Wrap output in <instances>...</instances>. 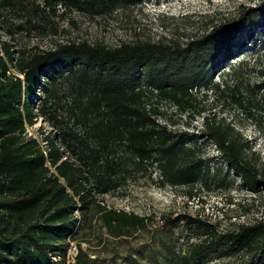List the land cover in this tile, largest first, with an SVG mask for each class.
Segmentation results:
<instances>
[{"label":"trees","instance_id":"trees-1","mask_svg":"<svg viewBox=\"0 0 264 264\" xmlns=\"http://www.w3.org/2000/svg\"><path fill=\"white\" fill-rule=\"evenodd\" d=\"M139 2L0 0V21L11 36L29 28L45 29L57 5L111 15L131 10ZM7 12L21 13V22H9ZM189 17L181 15V19ZM174 19L161 15V25L175 26ZM207 21L209 29L188 36L184 45L176 39L135 40L117 46L71 40L46 50H17L14 56L0 37V264H68L69 242L79 226L76 213L84 216L91 204L114 236L127 227H142L144 216L106 209L92 196L93 191L116 190L133 170L152 169L160 186L187 191L199 183L226 184L231 175L253 192L264 185L259 155L229 121L202 114L201 127L188 132L158 120L163 112L154 102L161 101L180 114L200 115L197 94L205 88L264 127V115L258 112L263 109L264 80L249 79L250 72L264 76V46L256 42L264 6L245 8L219 22ZM230 58L234 59L226 67L231 68V82L213 81L212 72ZM64 72L78 81L71 88L68 106L72 125L48 116L57 78ZM36 91L42 98L38 96L35 104ZM39 116L51 119L57 128L56 133L43 136V146L37 138L26 136L27 126ZM76 126L83 131L77 132ZM197 137L213 143L227 166L225 172H221L222 162L211 165L199 155ZM185 228L195 240L179 261L200 264L211 245L220 241L216 229L198 218L185 220ZM224 243L246 253L249 264H264L263 221L240 224ZM78 247L71 264H90Z\"/></svg>","mask_w":264,"mask_h":264},{"label":"rangeland","instance_id":"rangeland-1","mask_svg":"<svg viewBox=\"0 0 264 264\" xmlns=\"http://www.w3.org/2000/svg\"><path fill=\"white\" fill-rule=\"evenodd\" d=\"M260 6H264V0H140L131 10L98 15L88 14L71 6L57 5L54 14H50L51 21L45 29L29 28L9 36L5 32V25L0 21V37L9 43L14 56L17 50H46L53 48L55 43L71 40H87L89 43L117 46L121 42L135 40L176 39L184 45L188 36L200 35L209 29V26L204 24L205 20L219 22L224 18L236 16L245 8ZM7 14L9 22H21L18 20L21 13ZM183 14L190 17L181 19ZM161 15L173 16L175 26H162ZM256 42H263L264 46V23ZM233 59L230 58L215 68L212 72L213 81L229 79L231 82V68L226 65ZM261 68L264 70V63ZM249 79L260 81L264 80V76L259 77L250 72ZM57 82L56 97L51 100L48 116L52 115L63 122L68 120V124L72 125L68 106L73 99L71 88L77 86L78 81L65 73L57 78ZM260 93L256 92L258 99ZM34 94L32 102L36 104L42 95L40 91ZM197 95L200 115L189 117L180 114L172 105L161 101L154 102L158 110L163 112L158 120L167 122L171 128L196 132V129L201 127L202 114L215 119L224 118L249 140L252 149L259 155L264 170V127H259L254 119L248 117L236 105L223 103L217 99L216 94L205 88H200ZM262 106L263 109L258 112L264 115V101ZM262 124L264 125V120ZM76 128L77 132L83 131L80 126ZM56 132L57 128L51 124V119L39 116L36 123L27 126L26 136L37 138L43 146V136ZM195 140L201 142L199 155L209 160L211 165L214 162H222L221 172H225L227 166L218 158L213 143L209 139L201 141L200 137ZM230 178L231 181L223 185L211 181L199 183L187 191V188L182 187L160 186L156 172L152 169L133 170L116 190L106 194L93 191L92 196L106 209L123 210L144 216V225L127 227L122 235L114 236L102 224L97 207L91 204L84 216L76 213L77 218H80L79 226L74 240L69 242L66 262L72 263L71 254L77 252L80 246L83 259L90 264H184L180 263L179 256L186 251L190 242L195 240L194 235L186 230L185 220L198 218L213 226L218 235L216 239L220 240L211 245L213 249L210 248L207 259L200 264H249L248 255L240 249L228 248L224 238L236 232L240 224L264 222V185H261L257 192H253L246 189L238 177L231 175Z\"/></svg>","mask_w":264,"mask_h":264},{"label":"built area","instance_id":"built-area-1","mask_svg":"<svg viewBox=\"0 0 264 264\" xmlns=\"http://www.w3.org/2000/svg\"><path fill=\"white\" fill-rule=\"evenodd\" d=\"M76 252L72 253L71 254V261L73 262L74 261V256H75Z\"/></svg>","mask_w":264,"mask_h":264}]
</instances>
